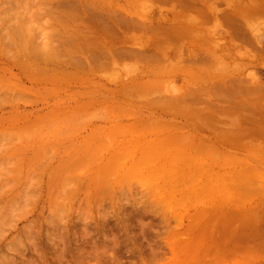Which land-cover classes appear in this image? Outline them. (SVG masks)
Returning a JSON list of instances; mask_svg holds the SVG:
<instances>
[{"label":"rangeland","instance_id":"1","mask_svg":"<svg viewBox=\"0 0 264 264\" xmlns=\"http://www.w3.org/2000/svg\"><path fill=\"white\" fill-rule=\"evenodd\" d=\"M2 1L3 0H0V2ZM169 1L171 0H168V2ZM177 1L175 3V1L172 0L171 2L174 3L171 2L168 3L167 0L166 1L164 0V2L163 0H157V1L155 0V2L154 0L153 1L152 0H114L115 5H113V8L116 11L118 10L120 13L123 11L124 15L129 20L136 19L137 21H140L141 24L139 25H142L141 28L143 30H145V28L147 29L148 27L151 29L153 27L154 29V27H156L155 26L156 24L155 21H156L157 25L162 24L161 28H163L162 30L165 31L164 28L165 27L167 28L169 24L168 22H170L171 26L169 24L170 27L167 30L173 28V30L175 31L180 28L179 31L182 30V32L184 33L183 34L181 32L179 33L178 30L176 33L180 36L185 34L186 38L180 37L181 38L180 39L178 37L179 41L177 40L178 42L177 43L174 42L173 44L172 42L174 38L177 39L178 36L175 33H172L174 31L169 30L170 34L174 37L173 38L170 34H169L170 36L166 37V35L163 34V31H161L162 33L160 35L158 29L156 31H157V35L161 36V38H159L155 34L156 31L154 33L151 31L152 34H155L152 35L151 32L149 31L150 29L145 30L148 33L143 30L142 32H140L138 30V28L141 29L140 26L138 28L137 26H135L136 28H134L135 22L133 21L134 25L132 28L135 31L138 30L140 33L138 32H136L137 34L134 33L135 31L131 28L129 29L131 31H128L127 33L128 35H127L126 34L127 30H125V32L123 30L125 28L124 27L118 29V31L114 33L115 34L114 36H118L119 32H121L119 35V37L120 36L121 37L118 40H116L117 37L115 39L113 36H112L113 39H115L116 41L112 40V37L109 36L111 40L109 37L106 38L104 37L107 40L104 39V41H102L103 38L101 37L100 41L103 42V44H105L106 41L112 43L111 45L109 44L110 46L108 45L109 47L108 46L106 47H108L109 50L111 49L116 50L120 48V50L117 51L118 52L120 51L121 53V51L123 50L124 54L126 52L125 55H128L127 52L129 53V51L132 50L133 51L131 53L133 54L138 53L139 55H141L140 52L141 51L143 52V50H145L147 53L145 51L144 52L147 55L149 54L152 55V53L154 52L155 53V54L153 53L155 55L154 57H151L149 55L147 58V56L144 55L143 53V55H141L142 57L140 56L141 59L137 58L138 54H136L134 56L135 60H133L134 58L132 59L131 57L133 55L129 53L130 56H127L128 61H126L125 57H124L125 60H119V58L123 59L121 58L124 56V54L122 53L123 56L119 54V56L121 57L117 58L119 60L117 62L116 60L112 62L110 59L109 61L108 58H105V62H101V63L103 64L110 62L111 64L109 66L108 63L107 65L109 67L107 66L106 69H103L104 71L101 69L102 65L101 66L99 65L101 69L100 71H98V69H97L98 72L95 71L96 73L94 71L88 73L86 72L84 73L83 71H81L83 72V74L79 70L77 71L76 68L73 69L72 67H70V64L68 63L66 57L67 65L62 64L63 68L60 67L61 64L59 63H57L56 66H54V64L50 65L52 63H49L48 69H50L51 71L54 70V72L57 75L59 74L58 76H60L62 72H65L67 70L69 72L72 71L73 73L72 76L68 74L67 75L68 77L65 78L64 76L66 74L63 73L65 75L62 74L60 76L61 81L60 79L58 81L56 80L57 78H55L49 81L44 80L45 82L44 81L31 82L30 80L24 78L22 80L23 85L21 82L20 84L24 89L31 91L32 97L29 96V100L26 99V101L28 100L31 102L27 103L28 102L27 101L23 103L21 101H18V103L16 102L15 105L14 102H11V104L7 103L5 104V106L0 107V119L2 118L5 120L6 118H8V121L6 120L7 122H5L8 126L2 123L4 121H1L3 125L1 126L0 123V134L1 132H3L2 135L4 136V138H6L7 137L6 134L10 135L11 133V135L9 136L11 137V136H15V134L19 131L20 133L19 135L17 133L16 137L17 135L21 136V139L24 140V141H19L21 143H16L15 145V143H7L10 141L9 139H7L6 142L7 146L8 145L10 146V144L12 145V147L9 148L8 150L17 149L19 151L16 152L14 155H12V157H7L8 155L7 153H5L4 155L0 154V161L2 160L1 162L2 165H0V170L4 169L5 159L7 158L8 160L6 161V163L7 164L12 163L11 166L13 164L15 165V163L17 162V160L15 162H12L13 159L15 158L16 159L18 158L19 162L21 160V159L19 160V158H22V160L24 159L26 161V163L25 161H21L20 163L21 165L19 166L15 165L17 166L16 168L14 165L12 167L8 165L5 167L7 171L9 170V173L11 175L13 174V176L11 175L7 176L6 175L7 172H5L6 173L5 174L4 172L2 173L0 171V177L3 178L4 176L5 178L4 180L0 178V180L2 181V182L0 181V184L2 183L0 185V264H132V263L133 264L134 263L191 264L193 260H194L193 261L194 263L192 262L193 264H195L196 262H197L196 264H198L199 262L201 263V261H199L200 259L197 258L198 257L197 255H196L197 257L195 256L192 259V257L191 258L184 257L186 254L184 253L183 254L184 256L182 255L183 257H181L180 254L183 253L184 248H182L181 251L182 250L183 251L182 252L180 251L181 253H179L180 257L178 256V259L181 258L179 260V263L175 261L177 258L176 259L174 258L173 252L170 249L169 245L167 246L164 245L166 242V240L164 239L166 235L164 230L166 229V227L163 228L164 224L160 222L161 210L159 206H158L159 209L157 208L156 201L153 200L155 199V197L152 198L150 196H147L148 194L147 191L140 189L141 187L139 188L138 184L137 183H136L137 185L135 184V180L132 177L131 179H129V181H131L129 182L130 185H125L128 184V180H127V183L121 185L120 187L117 185H114L113 187L112 185L111 187L108 186L110 187L109 188L110 190L107 189L106 186L105 188L107 190L104 191L103 189V191L101 190L98 192L96 186L93 185L94 180H96L93 178L95 171L92 168H89V164H91L90 162H92L91 159L93 158V156L95 157L93 159L92 162L93 164H91V166L94 167H96V165L102 166L106 163V156L109 158L112 155V153L115 152V147L117 145L125 144L136 136H140V139L143 140L147 139L150 142L158 141V140L161 142V140H163L164 141L163 145L167 144V146L164 145L165 147L161 150L163 152V153L160 152L162 155L168 153L169 157L172 159L173 157L174 159L175 157L180 159L181 156V157H186L188 159L191 158L192 160L195 159V157H197L198 159H201V165H211L213 167L212 171L214 172L213 175L215 178H221L222 176L223 178L225 177V179H227L228 177L231 178L232 182H234L231 183V186H234L233 189L230 186L232 190L229 187L228 190L229 192H227L226 190H222L224 195L228 193L225 195V197L226 198L228 197L227 199L228 200L230 199L231 201L229 202L230 203L229 208L231 210L236 205L233 204L234 202L236 203L237 201H239L237 202V204H242L239 205V207H241L242 209H243V205L245 204L242 201H245V199L243 200V198H245L243 196L244 193L243 191H244V187L246 186L243 187L241 185L243 189L240 188L235 191L234 188L236 186L239 187L240 185L238 184L239 183L238 181H240L241 183L243 178L244 179L243 183L245 181H246L245 183H249L250 182L249 179L253 177L247 176V174L251 175L259 171V173L255 175L253 174L255 178V179L253 178L254 184L253 182H251L252 184L250 183L249 184L254 186L258 182L256 185L258 186L257 187L258 191L260 188H262L260 189L262 191H260L259 193L257 191L258 194L257 193L253 194V196H251V199H249V201L251 202L247 205L245 204L243 210L241 209L243 212L248 214V216H245V218L247 217V220L244 218L245 220L243 219L241 221L243 216L240 219L237 217L234 219L232 217L235 216H230L232 213L230 212L228 214L229 219L223 218V220L221 221L217 220L219 222H223V223L218 222L220 225L222 224L226 225L227 223L225 227L223 225L222 227L219 224H217L216 223L217 221L214 218H212V220L215 223L212 222V224H214L213 228H215V224L216 227L219 225L218 227L219 229H221V232L218 230L219 234L222 233L225 235V232L227 231L226 237L229 243L230 242L234 243L236 241L235 242L236 246L233 245L234 247L233 248L231 246L232 243L229 244L227 242V239L224 237V239H226L224 240V242H227L226 245L227 247H225L226 249L224 248L225 253L226 251L229 252L230 250L232 251V249L234 250L235 248L238 249V247L240 246L239 249H241L242 251L240 250L239 253L241 252L240 254L242 255V257H244V255L245 256L249 255V253L251 254V256H249L250 258L253 256V254H255L254 256H256V259L253 258L254 256L252 257L254 261L252 259L250 260V258H248L247 256L244 257L245 260L244 261L239 254H237L238 256L235 254L238 253L237 250H236L237 252L234 251L235 254L234 256L240 258L239 259L234 258L233 254H231L233 252L232 251L229 252L230 254L226 253L227 257L230 255L227 264L230 263L233 264V262L234 264H264V238H263L264 232H262L264 231V190H263L264 187H262L264 186V108H263L264 107V0H188V2L192 3V4L190 3L192 5V8H194L195 10L200 8L197 11L191 9V6L189 7V4L186 6L185 3L187 0L186 1L177 0ZM3 2L5 3V1ZM182 3L185 4L186 7ZM2 5L0 7V11L3 13L5 5H3L4 7H2ZM244 7L247 9H245ZM202 9L205 12L202 11L201 13L200 11ZM250 9H254L257 13L256 12L254 13V11L252 10L253 11L252 15L254 16L250 17L251 15ZM187 11H189V13ZM12 13L13 12H11V14ZM229 13L231 16L230 15L227 16V14ZM180 14H181L180 18L177 17V15L179 16ZM12 15H15V13ZM16 16H12V18L9 16L10 19L13 20V23L14 21L20 20V18L18 19ZM174 16H176L177 19ZM224 16H226V18ZM5 17L7 18V16ZM13 17H16V20H14ZM161 17H163V19ZM227 17L228 18L231 17V18L228 19ZM172 19H174L175 21L173 22ZM191 19H194L196 23H192L193 20L191 21ZM3 20L0 22V24H2V22L5 21ZM229 20L232 21L231 24L229 23L231 22ZM180 21H182L183 23ZM10 22L7 21V23L6 22L5 23L6 25L8 24L9 26ZM158 22L161 24H159ZM145 24L146 26L144 27L143 25ZM3 27H5L4 24ZM175 27H177V29H175ZM235 27L236 29L234 30ZM69 31H70L69 33L72 32L71 30ZM117 33L118 35H116ZM174 34L176 36H174ZM122 37L123 38L125 37L124 40L122 39ZM156 37L159 40L163 39L162 41L165 40L163 37L166 38L171 37L173 39L172 40L169 39L171 41H167L168 40L167 39L165 43L166 42L169 43L164 44L162 41L161 43L159 42L157 43ZM67 38H69V36ZM126 38H128V40H126ZM80 39H81L80 41L78 39L75 42L81 44L82 38ZM85 39H83L84 42L85 41L87 42V44L85 42L86 44L85 47L82 46L84 45V43H82L81 46L78 44V47H75L74 45H71L70 47L71 48L74 47L75 49L79 48L80 51L79 53H77L78 49L77 50L73 48L72 49L76 51L77 58L83 60L82 65L84 64V62H86L87 65L91 63L92 66H95L92 64V61L94 62V58H93L95 55L94 53L96 52V55L98 56L99 55L98 52L100 51L99 49H95L93 47L89 48L88 45L89 41H87V39L88 40L90 39L89 36L88 37L86 36ZM59 42L60 41H58V44ZM107 42L106 44H108ZM171 43L173 45H170ZM75 44L77 45V43ZM91 44L94 46L93 40ZM137 44L142 46H139ZM113 46L115 48H113ZM81 47H83V49ZM138 47L141 49L140 52ZM8 48H3V49L0 48V53H1L0 61L3 63L0 65V70H7L12 74H20V75L24 74L25 73L24 71H29L27 70L29 68L30 70L31 68H34L33 71L35 69L36 71H38L37 70L38 66H35L32 63H30L31 66L27 69H23L22 66L20 67L16 62L17 60L15 58L14 59L12 58L13 60H16L14 63V61L11 60L10 58L12 56H16L15 55L16 50L18 53L20 50L16 49L14 51V49H12L13 52L15 53L11 54L10 57V54L9 55H7V53L5 54V51ZM135 49L136 50L138 49V51L135 52L136 51ZM12 50L10 51V53H13ZM250 50L252 52H250ZM160 51L162 53H160ZM236 51L237 53H235ZM111 52L113 53V55L115 53L116 55L118 54V52H113V50H111ZM157 54L158 56L163 55V58L165 60L168 59L167 62H165V60L162 57L158 58ZM245 54H247V56ZM18 55L17 56L20 58L21 53H19ZM89 55L91 56L90 60H89L90 58ZM86 56L88 57L86 58ZM143 56L144 59H142ZM129 57L132 60H130ZM198 57L200 58L204 57V58L199 59ZM151 58L154 59L152 60ZM156 58L161 60H157ZM205 58L206 61L202 62V60H204ZM155 59L161 63L163 61L162 64L164 65H159L160 63H158L157 61L152 62ZM137 60H140V63ZM142 60L144 61L146 60V61L143 62ZM147 61L149 63L152 62V65L154 63V65L153 66L149 65ZM197 61H199L198 65H197ZM155 63L157 65H155ZM147 64L150 67L149 66L147 67ZM85 66L86 65H83V67ZM103 66H104L103 68H105L106 65L104 64ZM54 67L56 68L54 69ZM127 67L129 68L131 67L129 71ZM62 69L65 71L60 72ZM77 69H81V68H77ZM156 69L158 70V72L156 71ZM76 73L79 75H77ZM9 75L10 74L5 73L6 77H8ZM74 76H76V78H74ZM84 77L85 78L87 77L85 81L83 79ZM73 78L76 80H74ZM78 78L80 79L79 83H78L79 81ZM71 79H73L74 81L71 82L70 81ZM3 81L6 82L5 80H2L1 81L2 84H4ZM13 81L14 80H9L10 83H12ZM134 83L137 84L140 83L138 84L139 86L141 85L142 88L143 86L145 87L144 89L141 90V87L139 89L138 85L136 84L137 86L136 85L135 86L136 88L138 87L137 89L140 90L139 92V90H137L135 86L133 87ZM129 84L132 85L131 87L135 90H133L132 88L127 90V86L128 88H130ZM149 90L151 91V94L149 92V94L147 95L148 93L147 91ZM196 90L199 93L198 96ZM141 91L147 93L144 94L141 93ZM12 92L15 93L16 95L19 91H16L17 93L15 91ZM136 92H138V96H140L139 95L140 93L144 94L143 98L146 100V102H144V99H142L141 97L140 98L142 99V101H139L140 98L138 99L137 95L135 96ZM189 92L193 94L191 95ZM124 94L127 96H125ZM17 95H19L20 97L19 93ZM88 96L91 98H89ZM189 96L191 98H189ZM192 96L194 97L192 98ZM180 97L182 98L181 102L185 103V101H188V103L192 105L189 104L190 106L188 107L186 106L187 105L186 103L185 105L184 104L181 105V102L177 103L178 102L177 98ZM169 98L175 101L177 105L176 108L174 107L175 103L173 100L170 101L173 102L172 105L174 106L172 107H165L166 105H164V107L162 106L163 104L162 101H167L164 104H168ZM30 99H33L35 101ZM192 102L196 104L193 105ZM152 103L153 105H151ZM160 103H162L161 106ZM207 103L209 104L207 105ZM141 104H143L145 107ZM195 105L197 108L192 107ZM178 106L179 107L181 106L182 108H178ZM198 110L201 111L202 113L201 112L197 113ZM14 114L16 115L18 114V116L15 115L14 117L13 116ZM197 115L199 116V118L197 117ZM208 116L211 117L210 120H212V122L211 121L209 122V120L208 122L205 121V118ZM24 117H26V119H24ZM38 119L40 121H38ZM157 120L160 123H158ZM140 121L142 122L140 123ZM16 122L19 125H17ZM152 123L153 125L156 124V127L155 128L153 127V129H151ZM13 124H15L16 126ZM192 124L194 125L192 126ZM196 126L197 128H199V130H196L197 129ZM211 128L215 130H212ZM5 130L6 132H8V130L12 132L6 133ZM23 131H25L26 133H24ZM24 134L25 136L26 134L27 135L29 134L28 135L30 136L29 139L28 136L26 139ZM232 136H234V138ZM4 138H2V140ZM12 138L14 137H11V139ZM227 139L230 141H228ZM106 142L109 143L107 144ZM0 143H1V139H0ZM6 143L1 144L2 146H4L3 147L4 149L7 147L5 146ZM85 143H87L88 145L87 146L84 145L85 147L81 148ZM71 144L72 147H70ZM98 144H101L102 147L105 149L101 156L95 155V150ZM196 146H198L199 149L198 151L195 152L196 154H192L194 153V150H196ZM169 147L170 148L173 147V149L169 150L170 149ZM203 147L206 148L203 149ZM7 148L4 150L2 149V147H0V149L2 150L0 151L1 152L6 151ZM80 148L81 150H79ZM50 150L52 151L51 155L54 156V157L50 156L51 158L49 157V160L53 162L52 164L49 161H47L48 159L46 160V158L48 157L47 154L49 155V153H51ZM199 151L200 153H198ZM197 153L199 156H196ZM69 154L70 157L73 156L72 158H70L71 160L67 159L69 158ZM17 155L20 156L22 155L24 157H19V156L17 157ZM34 155L35 158H33ZM44 155H46V158ZM40 156L42 157L44 156V159L46 160L45 163L43 161H41L40 163L42 164L43 162L44 164H46L47 167H45L46 168L45 172L49 173L48 177L50 178L47 177L48 174L44 172V169L42 170L43 168L42 165L40 169L42 170L41 173L43 174L38 173L41 170L40 169L38 170V167L36 165L39 163L40 159L43 160V158H40ZM80 157L83 158L85 157V159H88V161L90 160L89 164L85 159L83 158L81 159ZM30 158L31 159L33 158L32 159L33 163L31 165H29L31 162ZM78 158H80V160ZM62 160H64V162H62ZM84 160L88 164V167L87 168L85 167L86 170H84L85 169L84 166L86 165V163H84ZM65 161H69V162L67 163ZM77 161L78 163L76 164ZM120 161L124 162V158L120 159ZM46 162L52 165V167L55 166L56 169L59 170L62 168L63 169L61 171L58 170L59 171L58 172L55 170V167L52 168L48 166ZM27 163L29 165V168L27 167L28 169L26 170ZM60 163L61 164L64 163V164L61 165ZM158 163L159 162H156V164ZM79 165H81V168ZM33 166H35V168L37 167L38 172L37 173L34 172L35 174L31 176V173H33L32 168L34 169ZM158 166L162 168L163 163L160 162ZM144 167H146V165H144ZM22 168L24 172L23 170H21ZM48 168L52 172L55 171L56 173L54 172L53 174L50 175L51 171ZM244 168L247 170H245ZM67 169L69 174L67 172ZM11 170L13 171V173H11ZM25 170L26 171L29 170V172L25 173L26 172ZM79 170L83 173L81 174V176H79L80 174L78 175L79 176L78 181L82 179L83 183L82 181L78 182L75 181V179H72L77 175L76 173H74L72 177L71 175L72 172H77ZM163 170L165 169L162 170L156 169V172L157 173L161 171L163 172ZM181 170L182 173L180 172L179 175L181 176H178L179 177L178 180L180 179L184 180V177L185 179H188L186 178L187 176L188 177L190 176L192 180L193 178L192 173L188 171V174L186 176L185 173H183L184 169ZM248 170H250V173ZM80 171L79 173H81ZM18 172H20L21 174L17 175L16 173ZM24 174L26 175V177ZM37 174H40V176L42 175V177L40 176L36 177ZM205 174L206 173L199 175L205 177L204 176ZM142 175H147V174L145 171H143L141 175L138 177L143 178L144 176ZM30 176L31 178H29ZM198 176L196 179H198V181L201 182V183L199 182L200 185L202 184L204 185L201 186V188L204 191H206V186L210 187L208 186V184H205L207 183L206 181H204L206 178L205 179L203 178L204 179L203 180L202 178H200L201 176H199V178ZM206 177H210L209 179H207V181L210 180L212 182V180H214L213 177L211 176H206ZM238 177L241 180H239ZM38 178L39 180H36ZM32 179H34V183L35 180L37 182L39 181L40 183L34 184L32 182L33 181ZM132 179L134 180L133 183H132L133 181ZM196 179L193 178L194 182H196L195 181ZM12 180L13 181L16 180L18 183H16V181L13 183ZM201 180L205 183H203ZM26 182H29L28 185L26 184ZM31 183L37 186V188L34 187L35 190L34 188H32L33 190L31 189V187H33L31 186L33 185ZM213 189L214 188H209L211 193H213L212 192ZM50 190L53 193H51ZM21 191L23 192L21 193ZM69 191L72 192V194H70ZM143 191H145V195L143 194L144 193ZM246 191L247 189L245 190V193L248 192ZM96 192L98 193L102 192V194L103 193L104 194L102 195L97 193L99 196H96L95 194ZM21 194L22 195L24 194L23 195L24 198L22 197ZM34 195H36V197ZM240 195H242L243 197L241 198ZM178 197L179 195H176V199ZM149 198L151 201L148 200ZM134 199H136L137 201L140 200L139 203L135 202L136 204L134 205ZM141 201L142 203L140 204ZM145 201L146 202L148 201L147 202L148 204H146ZM152 204H155V208L154 206H152ZM190 207L189 208L186 207L187 214L185 217H183L184 219L182 222L183 223L182 226H186L189 223L188 218L186 217L194 213V209ZM175 209L178 208L176 207ZM179 211L180 210L178 209L175 212L181 213ZM123 215H125V217H122ZM123 218H125V220H123ZM236 219L240 221H237ZM232 222L233 224H231ZM241 222L242 223L244 222L245 225L246 224L248 225L247 228H249L248 229L249 232L246 229H242L244 231L240 230L241 227L238 225H241L242 224ZM173 223L174 222L172 220V223L170 222L169 226H171ZM125 224H127L126 225L127 228H124ZM234 226L237 228L236 232L237 233L239 232L238 234H240V231L242 233L245 232L243 234V237H240L237 233H234V236L236 238L232 236L230 232L232 228L236 229ZM238 227L240 228L239 229L240 231H238ZM245 227L246 226H244V228ZM125 229L127 230L126 235H124ZM151 229L153 230L151 231ZM222 230L224 233L222 232ZM246 231L248 232L249 235L246 234ZM207 232L204 233L205 237L203 236L204 237L203 240L201 239L202 235L200 236L201 240L199 239L198 233L197 234L194 233L195 235L194 238L193 236L191 237L193 238V240H197L198 243L202 241V243L200 244H203L204 247H206L205 245L208 244V246L211 245L210 247L212 249V243L213 246L216 245L214 244V242L211 243V241L214 239H215L214 240L215 243L218 242L217 244L218 248H221V245L222 247H224L223 239L221 238L218 239L219 237L215 238L216 236H214L217 235L218 232L217 234L216 233L214 234L215 231H213V233L211 231L210 233H212L211 234L212 237H208L209 232L208 233ZM235 234H237L239 237L236 236ZM127 235L128 238H126ZM244 235H247V238L246 237L244 238ZM116 237H118L120 240L119 241L117 239L119 245L116 244V240H115ZM237 237L240 239V243L239 240H236ZM113 238L115 241L112 240ZM207 238L209 239L207 240L208 243H206ZM231 238H233V240H231ZM113 241L115 242V244L114 243L112 244ZM197 242L195 241V244L200 245ZM204 242L206 244H204ZM149 243L151 244V246H149ZM189 244H191V241L189 242ZM103 245L104 247L106 246L108 248L106 250L107 251L106 254L101 252V250L103 249L105 250L104 247L103 249H101ZM237 245L239 246L237 247ZM96 246H98V248H96ZM248 247L250 248L249 250L252 251L246 253V251H249ZM153 249L156 251L154 252L155 254L153 252L151 253ZM243 250H245V252ZM162 257L163 260L165 259L164 261H161ZM209 257L211 256H207V258H205L204 260L206 264L207 263L211 264L210 260L212 257L211 258Z\"/></svg>","mask_w":264,"mask_h":264},{"label":"bare ground","instance_id":"2","mask_svg":"<svg viewBox=\"0 0 264 264\" xmlns=\"http://www.w3.org/2000/svg\"><path fill=\"white\" fill-rule=\"evenodd\" d=\"M3 1H5V3L3 2ZM2 2H0V4L2 5L3 3V5H5V8H4V10H3V13L0 11V18L2 19L3 17L5 18H3L2 20L4 21V22H2V24H0V48L1 49H3V48H10L11 50L12 49H14V51L16 50V49H18V50H20L19 51V53H21V56H20V58L18 57L19 55V53L17 52V50H16V56H12L11 57V54H14L15 52H13V50H12V52L13 53H10V49L8 48L6 51H5V54L7 53V55H9L10 54V59L11 60H13L14 58L17 60H13L14 61V63H15V61L17 62V64L21 67H23V69H27V68H29L31 65H30V63H32V64H34L35 66H38V71H36V69L33 71V69L34 68H31V70H30V68L29 69H27V70H29V71H24L25 73L24 74H22V75H20V74H12V73H10L9 71H7V70H0V107H3V106H5V104H7V103H9V104H11V102H14V105H15V103L17 102L18 103V101H21V102H27L28 100H29V96H31L32 97V94H31V91H28L27 89H24L22 86H21V84H20V82L22 83V80L25 78V79H27V80H30L31 82H33V81H44V80H47V81H49V80H53V79H55V78H57L56 80H58L59 81V79H60V81H61V75L63 74V73H65V74H63V75H65L64 77L66 78V77H68L67 75L69 74V75H73V73H72V71H71V68H70V71L71 72H69L67 69V71H65V70H61L60 72H62V71H65V72H62L61 74H60V76H58L55 72H54V70L53 71H51L50 69H48L49 67H48V64L49 63H52V64H50V65H53L54 64V66H56V64L57 63H59V64H61L60 65V67H62V64L64 65V64H66L67 65V60H68V63L70 64V67H72L73 69H75L76 68V70L78 71H83L84 73L86 72V73H88V72H98V71H100L101 69L103 70V69H106L107 68V64L109 63V66H110V62H108V63H101V62H105V58H108V60L110 59L112 62L113 61H115L116 60V62L117 61H119V60H125L126 59V61H128L127 60V56H130L129 55V53H131L132 51H129V53L127 52V54L128 55H125L126 54V52H125V54L123 53L124 51L122 50L121 51V53H120V51L118 52L117 50H120V48L119 49H111V50H113V52H118V54L116 55V53L113 55V53L111 52V50H109L108 49V47L112 44V43H109V42H107L108 44H106V42H105V44H103V42H101L100 41V38L102 37L103 39H102V41H104V39L106 38V37H114L115 39H116V37H117V39L116 40H118L120 37H119V35H120V33L121 32H119V35H118V33L116 34V35H118V36H114L115 34L114 33H116V31H118V29H121V28H124L123 30H124V32H125V30H127L126 31V34L128 33V31H131V30H129V29H131L132 27H133V25H134V22H135V25H134V28H136L135 26H137V28L140 26V28L142 27V25H139V24H141L140 23V21H137L136 19H134V20H129L125 15H124V12L122 11L121 13L117 10H115L114 8H113V5H115V2H114V0H8V1H6V0H3ZM153 1V0H152ZM157 1V0H156ZM166 1V0H165ZM172 1V0H171ZM171 1H169V2H171ZM175 1V3H176V1L177 0H174ZM180 1V0H179ZM183 1V0H182ZM186 1V0H185ZM184 1V2H185ZM121 2V1H120ZM154 2H155V0H154ZM158 2H160V1H158ZM162 2V1H161ZM163 2H164V0H163ZM167 2H168V0H167ZM168 2V3H169ZM171 3H174V2H171ZM170 3V4H171ZM177 3H178V1H177ZM181 3V2H180ZM191 2H188V0L186 1V6L189 4V7L191 6V9H194V8H192V3L190 4ZM183 4V3H182ZM185 4H183L184 6H185ZM1 5H0V7H1ZM2 5V7H4ZM142 5H144V4H142ZM175 5V4H174ZM239 5H241V4H239ZM146 6V5H145ZM148 6V5H147ZM182 6V5H181ZM185 6V7H186ZM194 6H197V5H194ZM193 6V7H194ZM173 7V6H172ZM195 8H198V7H195ZM238 8H240V7H238ZM245 8V7H244ZM146 9V8H145ZM150 9V8H149ZM200 9V8H199ZM199 9H197V10H199ZM245 9H247V8H245ZM151 10V9H150ZM195 10V9H194ZM197 10H195V11H197ZM243 10V9H242ZM254 11V13L256 12L254 9H250V13H251V15H250V17L251 16H254V15H252L253 14V11ZM16 11V12H15ZM191 11V10H190ZM202 11H203V9L200 11L201 13H202ZM245 11V10H244ZM11 12H13L12 14H14L15 13V15H12L11 14ZM188 13H189V11H187ZM203 12H205V11H203ZM237 12V11H236ZM243 12V11H242ZM174 13H176V12H174ZM199 13V12H198ZM257 13V12H256ZM6 14V15H5ZM12 18V16H16L18 19L20 18V20L19 21H14V23H13V20H11L10 19V17L8 16V15ZM187 14V13H186ZM200 14V13H199ZM199 14H198V16H199ZM2 15V16H1ZM3 15H5V16H7V18L5 17V16H3ZM12 15V16H11ZM20 15V16H19ZM190 15V14H189ZM196 15V14H195ZM202 15H205V14H202ZM213 15H214V12H213ZM228 15H230V13L229 14H227V16ZM19 16V17H18ZM180 16H181V14L178 16L177 15V17H179L180 18ZM216 16V15H215ZM231 16V15H230ZM244 16V15H243ZM16 17H13V19L14 20H16ZM176 19H177V17L176 16H174ZM186 17V16H185ZM225 18H226V16H224ZM233 17V16H232ZM236 17V16H235ZM247 17V16H246ZM154 18V17H153ZM158 18V17H157ZM162 19H163V17H161ZM167 18V17H166ZM224 18V19H225ZM228 18V17H227ZM231 17H229L228 19H230ZM234 18V17H233ZM0 19V20H1ZM17 19V20H18ZM1 20V21H2ZM8 22H10V21H12V22H10L9 24V26H8V24L6 25V23H7V21ZM157 20V19H156ZM173 20V22L175 21L174 19H172ZM193 20V22L192 23H196L195 22V20L194 19H191V21ZM0 21V22H1ZM134 21V22H133ZM158 21V20H157ZM228 21V20H227ZM229 21H231V20H229ZM6 22V23H5ZM133 22V23H132ZM180 22H182V21H180ZM14 25H13V24ZM137 23V24H136ZM156 23V24H155ZM155 26L156 27H154V29H153V27H152V29L151 28H145V30H149L150 32L152 31L153 33L156 31V30H158V32L160 33V35H161V31H163L162 29L163 28H161V23H159V24H161V25H157V22L155 21ZM169 24H170V22H168ZM183 23V22H182ZM202 23V22H201ZM218 23V22H217ZM230 24L232 23V21L231 22H229ZM3 24L5 25V27H3ZM12 24V25H11ZM169 24H168V27L165 29L164 28V30L165 31H163V34H165L166 35V37L167 36H170L171 34H170V31L169 30H172V31H174L173 30V28H170L169 30H167L170 26H171V24H170V26H169ZM199 24V23H198ZM229 24V25H230ZM144 27L146 26V24L145 25H143ZM160 27V28H158V27ZM174 26V25H173ZM172 26V27H173ZM163 27V26H162ZM232 27H234V26H232ZM4 28V29H3ZM133 29V28H132ZM175 29H177V27H175ZM236 29V27L234 28V30ZM69 30H71L72 32L71 33H69L70 31ZM134 30V29H133ZM138 30L140 31V32H142V28L141 29H139L138 28ZM138 30H134L135 32L134 33H136V32H138V33H140ZM145 30H143V31H145ZM169 32H167V31ZM178 30V32L180 33H184V32H182V30L181 31H179L180 30V28L179 29H177ZM177 30H175L174 32H172V33H175L176 35H178L176 32H177ZM193 30V29H192ZM120 31V30H119ZM197 31V30H196ZM196 31H194V32H196ZM230 31V30H229ZM145 32H147V31H145ZM152 32H151V34H152ZM247 32H248V30H247ZM129 33H131V32H129ZM148 33V32H147ZM167 33V34H166ZM242 33V32H241ZM124 34V33H123ZM137 34V33H136ZM155 34H156V36H158L157 35V31L155 32ZM155 34H152V35H155ZM163 34H162V36H163ZM170 34V35H169ZM174 34V36H176ZM239 34V33H238ZM128 35V34H127ZM243 35V34H242ZM69 36V38H67ZM88 37L89 36V40L87 39V41H89L88 43V45H89V48L91 47H93V48H95V49H99V51L101 52H98L99 53V55L97 56L96 55V52L95 51H93V52H95L94 54L96 55H94V62L92 61V64L93 65H97L96 67L95 66H92L91 65V63H89V65H87L86 64V62H84V64L83 65H86L85 67H83V65H82V62H83V60H81V59H79V58H77V55H76V51H74L73 49H75L74 47H70L71 45H74L75 47H78V42H75L76 40H78L79 39V41L81 40L80 38H82V42H81V44H79L80 46L82 45V43H84V45H82L83 47H85V45L87 44V42H86V44H85V42H84V40L83 39H85V37ZM122 36H124V35H122ZM172 36V35H171ZM234 36V35H233ZM105 37V38H104ZM109 37V38H110ZM113 37H112V40H115V39H113ZM159 38H161V36H158ZM166 37H163L165 40L164 41H162L163 39H161V40H159L157 37V43L159 42V43H161V41L164 43V44H168L167 42L165 43V41L167 40V41H171L173 38H166ZM180 37H185L186 38V36H185V34L184 35H182V36H180V35H178L177 36V39H175L174 38V40H173V44H174V42L175 43H177L179 40V38ZM125 38V37H124ZM124 38L122 37V39L124 40ZM121 39V40H122ZM169 39H171V40H169ZM181 39V38H180ZM210 39V38H209ZM236 39H238V38H236ZM86 40V39H85ZM90 40H91V42H92V40H93V43H94V46L91 44V42H90ZM105 40H107V39H105ZM110 40H111V38H110ZM115 40V41H116ZM126 40H128V38H126ZM144 40V39H143ZM159 40V41H158ZM176 40V41H175ZM178 40V41H177ZM58 41H60L59 42V44H58ZM240 41V40H239ZM55 42V43H54ZM182 42H183V40H182ZM235 42V41H234ZM57 43V44H56ZM75 43H77V45L75 44ZM114 43V42H113ZM143 43V42H142ZM141 43V44H142ZM170 44V45H173V44ZM110 44V45H109ZM155 44V43H154ZM57 45H59V46H57ZM91 45V46H90ZM109 45V46H108ZM137 45H139V44H137ZM243 45V44H242ZM106 46H108V47H106ZM139 46H142V45H139ZM256 46V45H255ZM254 46V47H255ZM12 47V48H11ZM83 47H81L82 49H83ZM113 48H115L114 46H113ZM226 48V47H225ZM78 49V51H77V53H79L80 51H79V48H76L75 50H77ZM87 49V48H86ZM138 49H139V52H140V48L138 47ZM138 49L135 51V52H137L138 51ZM227 49V48H226ZM249 49V48H248ZM256 49V48H255ZM257 49H258V47H257ZM94 50V49H93ZM159 50V49H158ZM157 50V51H158ZM240 50V49H239ZM84 51H85V49H84ZM90 51H91V49H90ZM89 51V52H90ZM145 50H143V52L141 51L140 52V54L141 55H143V53H144V55H146L147 56V58H148V56L150 55L149 53V55H147V54H145V52H144ZM151 51V50H150ZM149 51V52H150ZM9 52V53H8ZM250 52H252L251 50H250ZM18 53V54H17ZM83 53V52H82ZM86 53V52H85ZM91 53V52H90ZM122 53L124 54V56L122 55ZM147 53V52H146ZM154 53V52H153ZM152 53V55H150L151 57H154L155 55V53L153 54ZM160 53H162L161 51H160ZM235 53H237V51L235 52ZM255 53V52H254ZM1 54V53H0ZM89 54V53H88ZM92 54V53H91ZM119 54L120 55H122L123 57H121V56H119ZM133 56H131L132 57V59L133 60H135V55L136 54H138V53H131ZM164 54V53H163ZM223 54V53H222ZM6 55V56H7ZM81 55V54H80ZM86 55V54H85ZM141 55H139L138 54V57L137 58H139V59H141ZM159 55H161V54H159ZM167 55V54H166ZM226 55V54H225ZM230 55V54H229ZM237 55V54H236ZM241 55V54H240ZM246 56H247V54H245ZM244 55V56H245ZM258 55H260V54H258ZM90 56V55H89ZM141 56V57H140ZM145 56V57H146ZM157 56H158V54H157ZM66 57H67V60H66ZM83 57V56H82ZM85 57V56H84ZM88 56H86V58H87ZM119 57H121V58H123V59H120ZM124 57H125V59H124ZM159 57H162L163 58V55H161V56H158V58ZM165 57V56H164ZM251 57V56H250ZM262 57H263V55H262ZM261 57V58H262ZM13 58V59H12ZM117 58H119V60L117 59ZM130 58V57H129ZM166 58V57H165ZM192 58V57H191ZM199 59H203L204 57H202V58H200V57H198ZM252 58V57H251ZM65 59V60H64ZM91 59V56H90V58H89V60ZM131 58H130V60H132ZM142 59H144V56H143V58ZM152 60L154 59V58H151ZM157 59V58H156ZM154 60V61H152V62H155V61H157V60H161V59H157V60ZM164 59V58H163ZM181 59V58H180ZM88 60V61H89ZM104 60V61H103ZM107 60V59H106ZM109 60V61H110ZM129 60V61H130ZM165 60V59H164ZM168 60V59H167ZM167 60H165V62H167ZM194 60V59H193ZM198 60V59H197ZM137 61H139V63H140V60H137ZM143 62H145L144 60H142ZM149 61V60H148ZM147 61V62H148ZM151 61V60H150ZM191 61V60H190ZM201 61V60H200ZM203 61H206V58L204 59V60H202V62ZM231 61V60H230ZM19 62V63H18ZM90 62V61H89ZM98 62H100V63H98ZM134 62V61H133ZM152 62L151 63H149L148 62V64L149 65H152ZM158 62V61H157ZM156 62V63H157ZM208 62H209V60H208ZM216 62V61H215ZM20 63H21V65H20ZM96 63H98V64H96ZM155 63V65H157L158 63H160L159 65H164V64H162L163 63V61H162V63L161 62H158L157 64ZM188 63H190V62H188ZM198 63H199V61H197V65H198ZM1 64H3L1 61H0V65ZM58 64V65H59ZM68 64V65H69ZM106 65L105 66V68H103L104 66L103 65ZM144 64V63H143ZM147 64V67L149 66ZM185 64V63H184ZM206 64V63H205ZM99 65L101 66V69H100V67H99ZM134 65V64H133ZM153 65H154V63H153ZM152 65V66H153ZM191 65V64H190ZM196 65V64H195ZM207 65V64H206ZM91 66V67H90ZM108 66V67H109ZM168 66V65H167ZM188 66V65H187ZM210 66V65H209ZM53 67V66H52ZM51 67V68H52ZM58 67V66H57ZM69 67V66H68ZM98 67V68H97ZM150 67V66H149ZM169 67V66H168ZM219 67V66H218ZM56 67H54V69H55ZM63 68V67H62ZM67 68V67H66ZM77 68H81V69H77ZM131 68V67H130ZM130 68L129 67H127V69H128V71L130 70ZM167 68V67H166ZM53 69V68H52ZM58 69V68H57ZM97 69H98V71H97ZM133 69V68H132ZM214 69H216V68H214ZM226 69V68H225ZM134 70V69H133ZM230 70V69H229ZM228 70V71H229ZM104 71V70H103ZM144 71V70H143ZM156 71L158 72V70L156 69ZM231 71V70H230ZM60 72H58V73H60ZM68 72V73H67ZM83 72H81L82 74H83ZM95 72V73H96ZM226 72V71H225ZM5 73H8V74H10L8 77H6L5 76ZM70 73H72V74H70ZM126 73H128V72H126ZM235 73V72H234ZM77 74V73H76ZM143 74V73H142ZM141 74V75H142ZM77 75H79V74H77ZM140 75V76H141ZM74 78H76V76H74ZM73 78V79H74ZM150 78V77H149ZM156 78V77H155ZM71 79L70 81L71 82H73L74 80H76V79ZM79 79V78H78ZM84 79V81L87 79V77L85 78H83ZM82 79V80H83ZM108 79V78H107ZM152 79H153V77H152ZM2 80H5L6 82H4V84H2L1 83V81ZM8 80V81H7ZM9 80H14L12 83H10L9 82ZM78 81V80H77ZM76 81V82H77ZM199 81V80H198ZM45 82V81H44ZM64 82V81H63ZM80 82V79H79V81H78V83ZM141 82H142V80H141ZM228 82V81H227ZM234 82V81H233ZM229 83V82H228ZM244 83V82H243ZM137 83H134L133 84V87L136 85ZM138 84H140V83H138ZM137 84V85H138ZM22 85H23V83H22ZM31 85H34V84H31ZM39 85V84H38ZM130 85V84H129ZM136 85V86H137ZM144 85V84H143ZM241 85V84H240ZM245 85V84H244ZM247 85V84H246ZM57 86V85H56ZM58 86H60V85H58ZM132 85H130V88H128V86H127V90L128 89H131L132 87H131ZM136 86H135V88H136ZM35 87V86H34ZM40 87H42V86H40ZM138 87H139V89H140V87H141V85L139 86L138 85ZM137 87V88H138ZM144 87L145 86H143V88L141 87V90L142 89H144ZM17 88H18V90H17ZM123 88H125V87H123ZM136 88V89H137ZM236 88V87H235ZM247 88V87H246ZM133 89V88H132ZM139 89H137V90H139ZM126 90V91H127ZM133 90H135V89H133ZM228 90V89H227ZM231 90V89H230ZM10 91V92H9ZM12 91H19L18 93L20 94V97H19V95H15V93H13ZM144 91H146V90H144ZM204 91V90H203ZM106 92V91H105ZM128 92V91H127ZM139 92H140V90H139ZM148 92V93H147ZM146 93H147V95L149 94V92H150V94H151V91L149 90V91H147ZM194 92V91H193ZM196 92H197V90H196ZM222 92V91H221ZM126 93V92H125ZM132 93V92H131ZM134 93V92H133ZM141 93H144V94H146L145 92H143V91H141ZM139 94L140 96H138V92H136V94H135V96L137 95V98L139 99L140 97L142 98V99H144L143 98V96H144V94ZM190 93V92H189ZM188 93V94H189ZM250 93V92H249ZM128 94V93H127ZM191 94V93H190ZM189 94V95H190ZM193 94V93H192ZM191 94V95H192ZM198 92H197V96H198ZM202 94V93H201ZM114 95V94H113ZM125 95V94H124ZM142 95V96H141ZM153 95V94H152ZM151 95V96H152ZM190 95V96H191ZM125 96H127V95H125ZM129 96V95H128ZM186 96V95H185ZM189 96V98H191ZM214 96V95H213ZM221 96V95H220ZM16 97H17V99H16ZM30 97V98H31ZM89 97V96H88ZM95 97H97V96H95ZM153 97V96H152ZM163 97V96H162ZM194 96H192V98H193ZM89 98H91V97H89ZM136 98V99H137ZM140 98V99H141ZM165 98V97H164ZM200 98V97H199ZM216 98V97H215ZM223 98V97H222ZM16 99V100H15ZM26 99H28L27 101H26ZM135 99V100H136ZM139 99V101H142V99L140 100ZM167 99V98H166ZM178 99V102L177 103H179V102H181L182 100V98L180 97V98H177ZM177 99H176V101H177ZM179 99H180V101H179ZM30 100H33V99H30ZM170 100H173V99H168V104H164L165 102H167V101H162V100H160V101H162L163 102V104L162 103H160V106H161V104H162V106L164 107V105H166L165 107H172V106H174L175 108H176V103H175V101H174V105H172L173 104V102L172 101H170ZM226 100V99H225ZM33 101H35V100H33ZM38 101V100H37ZM138 101V100H137ZM153 101V100H152ZM184 101H185V99H184ZM192 101V100H191ZM205 101V100H204ZM252 101V100H251ZM31 101H28L27 103H30ZM144 102H146V100L144 99ZM154 102V101H153ZM196 102V101H195ZM259 102V101H258ZM20 103V102H19ZM22 103V104H23ZM151 103V102H150ZM156 103V102H155ZM185 103L187 104L186 106H190V105H192V104H190V103H188V101H185ZM185 103H183V102H181V105H185ZM193 103V102H192ZM224 103V102H223ZM228 103H230V102H228ZM8 104V105H9ZM190 104V105H189ZM194 104H196V103H193V105ZM209 103H207V105H208ZM25 105V104H24ZM130 105V104H129ZM141 105H143V104H141ZM151 105H153V103L151 104ZM168 105H170V106H168ZM206 105V106H207ZM256 105V104H255ZM10 106V105H9ZM144 106V105H143ZM147 106V105H146ZM56 107V106H55ZM145 107V106H144ZM187 107V108H188ZM193 108L194 107H196V105L195 106H192ZM236 107V106H235ZM84 108V107H83ZM140 108V107H139ZM178 108H182L181 106L179 107L178 106ZM191 108V107H190ZM190 108H189V110H190ZM197 108V107H196ZM264 108V107H263ZM235 109V108H234ZM239 109V108H238ZM148 110V109H147ZM187 110V109H186ZM122 111V110H121ZM176 111V110H175ZM183 111V110H182ZM199 111V110H198ZM197 111V113H200L201 111H199L198 112ZM222 111V110H221ZM58 112V111H57ZM56 112V113H57ZM61 112H62V110H61ZM63 112H64V110H63ZM178 112V111H177ZM193 112V111H192ZM191 112V113H192ZM195 112V111H194ZM236 112V111H235ZM243 112V111H242ZM55 113V112H54ZM190 113V114H191ZM202 113V112H201ZM223 113V112H222ZM234 113V112H233ZM251 113V112H250ZM135 114V113H134ZM180 114V113H179ZM195 114V113H194ZM235 114V113H234ZM233 114V115H234ZM15 115L16 114H14L13 116L15 117ZM181 115V114H180ZM199 115V114H198ZM197 115V117L199 118V116ZM206 115V114H205ZM209 115V114H208ZM211 115V114H210ZM228 115V114H227ZM237 115V114H236ZM16 116H18V114L16 115ZM32 116V115H31ZM30 116V117H31ZM80 116H81V114H80ZM148 116V115H147ZM193 116V115H192ZM191 116V117H192ZM12 117V116H11ZM78 117V116H77ZM138 117V116H137ZM34 118V117H33ZM36 118V117H35ZM170 118V117H169ZM205 118V117H204ZM14 119V118H13ZM24 119H26V117H24ZM29 119V118H28ZM211 119V117L210 116H208V117H206L205 118V121H207L208 122V120H209V122L211 121L212 122V120H210ZM8 121V118H6L5 120L4 119H0V123H1V121H4V122H2L3 124H6L5 122H7ZM21 120V119H20ZM19 120V121H20ZM124 120V119H123ZM190 120V119H189ZM261 120V119H260ZM10 121V120H9ZM33 121V120H32ZM32 121H30V122H32ZM35 121V120H34ZM38 121H40L39 119H38ZM158 121V120H157ZM162 121V120H161ZM168 121V120H167ZM204 121V122H205ZM142 121H140V123H141ZM163 122V121H162ZM1 123V126L3 125ZM77 123V122H76ZM158 123H160L159 121H158ZM165 123V122H164ZM194 123V122H193ZM196 123H198V122H196ZM16 124H17V122H16ZM137 124V123H136ZM168 124V123H167ZM195 124V123H194ZM194 124H192V126L194 125ZM7 125V124H6ZM10 125H12V124H10ZM13 125H15V124H13ZM17 125H19V124H17ZM152 125V126H151ZM150 126H151V129H153V127L155 128L156 127V124L155 125H153V123L151 124ZM200 125H201V123H200ZM206 125V124H205ZM213 125V124H212ZM223 125V124H222ZM8 126V125H7ZM16 126V125H15ZM157 126H159V125H157ZM163 126V125H162ZM199 126V125H198ZM215 126V125H214ZM10 127V126H9ZM161 127V126H160ZM174 127H175V125H174ZM212 127V126H211ZM194 128V127H193ZM196 128H197V126H196ZM195 128V129H196ZM130 129V128H129ZM166 129V128H165ZM184 129V128H183ZM202 129V128H201ZM209 129V128H208ZM212 130H215V129H213V128H211ZM210 129V130H211ZM139 130V129H138ZM196 130H199V128H197ZM120 131V130H119ZM170 131V130H169ZM251 131V130H250ZM5 132H6V130H5ZM8 132H12V131H10V130H8ZM8 132H6V133H8ZM24 133H26L25 131H23ZM159 132V131H158ZM157 132V133H158ZM227 132V131H226ZM233 132V131H232ZM232 132H230V133H232ZM2 133L3 132H1V134H0V139H1V143H0V147H2V149H4L3 147L4 146H2L1 144H4V143H6L7 142V139H9L8 141L9 142H7V143H15V145H16V143H21V142H19V141H24V140H22L21 139V136H18L19 135V131L17 132L18 133V135H17V137H16V134H15V136H11V137H14V138H12L11 139V137H9L10 135H11V133H10V135H7L6 133V136L7 137H9V138H4V136L2 135ZM29 133V132H28ZM117 133H119V132H117ZM160 133V132H159ZM167 133H168V131H167ZM178 133V132H177ZM182 133V132H181ZM229 133V132H228ZM97 134V133H96ZM184 134V133H183ZM222 134V133H221ZM238 134V133H237ZM248 134V133H247ZM256 134V133H255ZM29 135V134H28ZM27 134H26V136H25V134H24V136L26 137V139H27V136H28ZM95 135V134H94ZM156 135V134H155ZM154 135V136H155ZM218 135H220V134H218ZM229 135V134H228ZM242 135V134H241ZM254 135V134H253ZM65 136V135H64ZM157 136V135H156ZM230 136V135H229ZM240 136V135H239ZM243 136V135H242ZM245 136V135H244ZM16 137V138H15ZM29 137L30 136H28V139H29ZM34 137V136H33ZM118 137V136H117ZM159 137V136H158ZM233 138H234V136H232ZM2 138H4L3 140H2ZM166 138V137H165ZM231 138V137H230ZM16 139V140H15ZM18 139V140H17ZM25 139V140H26ZM97 139V138H96ZM181 139H182V137H181ZM238 139V138H237ZM243 139V138H242ZM6 140V141H5ZM14 140V141H13ZM125 140V139H124ZM228 140V139H227ZM5 141V142H4ZM16 141H18V142H16ZM62 141V140H61ZM74 141V140H73ZM228 141H230V140H228ZM235 141V140H234ZM239 141V140H238ZM240 141H241V139H240ZM2 142H4V143H2ZM163 140H161V142L158 140V141H153V142H150L149 140H147V139H140V136H136V137H133L129 142H127V143H125V144H121V145H117L116 147H115V152H113L112 153V155L108 158L107 156H106V163L104 164V165H102V166H98V165H96V167H94V166H91V164H93L92 162H93V159H94V157L95 156H93V158L91 159L92 160V162H90V160L88 161V159H85V157L83 158V157H80L81 159L83 158V159H85L86 161H87V163L89 164V162L91 163V164H89V168H92L94 171H95V173H94V175H93V178L94 179H96V180H94V182H93V185H95L96 186V188H97V191L99 192V191H103V189H104V191L105 190H107V189H109L110 187H111V185H112V187L114 186V185H117V186H121V185H123V184H125V183H127V180H128V184H125V185H130V183L129 182H131V181H129V179H131V177L135 180V184L137 183L138 184V187L140 188V189H143V190H145V191H147V196H150V197H152V198H154L155 197V199H153V200H155L156 201V206H157V208L159 209V207H160V222L161 223H163L164 224V226H163V228H165L166 227V229L164 230L165 231V233H166V235H165V237H164V239L166 240V242H165V244L164 245H169V247H170V249L172 250V252H173V255H174V258L176 259L175 261L176 262H178L179 263V260L181 259H178V256L180 257V255H181V257H183L184 255V253H186L185 254V256L184 257H189V258H191L192 257V259L196 256L197 258H199L200 260L199 261H201V263L199 262L198 264H202V263H204V264H206L205 263V258H207V256H211V257H209V258H211V264H227L228 263V260H229V256L227 257V255H226V253H228V254H230L229 252H232L231 254H233V256L236 254H239L241 257H242V255L239 253V251L241 250V249H239V245H237V247H238V249L237 248H235L234 250L232 249V247H233V245L234 246H236V241L234 242V243H232V242H230V243H232V247H231V249H232V251L230 250H228L229 252H227L226 251V253L224 252V250L226 249L225 247H227L226 245H227V242L229 243V241H228V239H227V237H226V232H225V235L224 234H222V233H220L221 235H222V237H221V235L219 234V232H218V230L221 232V229H219V223H223V222H219V221H221V220H223V218H227V219H229V213L230 212H232L231 213V215L230 216H235V217H232V218H241L242 216V219H241V221L245 218V216H248V214L247 213H245V212H243L242 210L244 209V206H245V204L247 205V204H249L251 201H249V199H251V196H253V194H256L257 193V191H258V186H256L257 185V183L253 186V185H250V184H252L251 182H253V180L255 179L254 178V175L255 174H257V173H259V171H257V173L255 172V173H253V174H251V175H248L247 174V176H252L253 178H251V179H249L250 180V184L249 183H243V178H242V182L240 183V181H238L239 183L238 184H240L239 185V187L238 186H236L234 189H235V191L236 190H238V189H240V188H242V186L244 187V186H246V187H244V193H243V196L245 197V198H243V200L245 199V201H242V200H240V201H242L243 203H245L244 205H243V209L241 208V207H239V205H242V204H237V202H239V201H237L236 203L234 202L233 204H236V205H238V206H236L235 205V207L231 210L230 208H229V202H231L230 201V199L228 200L226 197H225V195L226 194H228V193H226L225 195H224V193H223V191L222 190H226L227 192H229L228 190H229V187L231 186V183H234V182H232V180H231V178H229L228 176H226V177H228L227 179H225V177L223 178V176L221 177V178H215L214 177V175H213V171H212V166L211 165H201V159H198L197 157H195V159H192L191 160V158L190 159H188V158H186V157H181L180 156V159H178L177 157H175V159H174V157H173V159L172 158H170L169 157V154L167 153V154H164V155H162L160 152H162L161 150L165 147L164 145H166L167 146V144H164L163 145ZM188 142V141H187ZM186 142V143H187ZM232 142H233V140H232ZM237 142V141H236ZM243 142V141H242ZM7 143L5 144V146H7ZM24 143H26V142H24ZM107 143V142H106ZM109 143V142H108ZM107 143V144H108ZM200 143H202V142H200ZM229 143V142H228ZM96 144V143H95ZM235 144V143H234ZM238 144V143H237ZM244 144V143H243ZM87 146L88 144L87 143H85V144H83V146L81 147V148H84L85 146ZM91 145V144H90ZM123 145V146H122ZM195 145V144H194ZM245 145V144H244ZM14 146V145H13ZM8 147V148H7ZM6 148H7V150L6 151H3V152H1L0 154H5V153H7L8 155H7V157H12V155H14L16 152H18L19 150H17V149H14V150H8L9 148H11L12 147V145L10 144V146L8 145ZM70 147H72V144L70 145ZM70 147H69V149H70ZM200 147V146H199ZM207 147V146H206ZM206 147H203V149L204 148H206ZM258 147V146H257ZM5 148V149H6ZM81 148L79 149V150H81ZM170 148V147H169ZM168 148V149H169ZM4 149V150H5ZM34 149V148H33ZM166 149V148H165ZM171 149H173V147L172 148H170L169 150H171ZM198 146H196V150H194V153H192V154H196L195 152L196 151H198ZM93 150V149H92ZM91 150V151H92ZM104 148L102 147V145L101 144H98L97 145V148H96V150H95V155H97V156H101L102 155V153L104 152ZM185 150V149H184ZM205 150H207V149H205ZM51 151V150H50ZM57 151V150H56ZM69 151V150H68ZM71 151V150H70ZM175 151V150H174ZM186 151V150H185ZM193 151V150H192ZM189 152H191V151H189ZM208 152V151H207ZM111 153V152H110ZM163 153V152H162ZM198 153H200V151L198 152ZM198 153H197V155L196 156H199L198 155ZM205 153V152H204ZM28 154V153H27ZM52 154V151H51V153H49V155L47 154V158H46V155H44L45 156V158H46V160L47 161H49L51 164L53 163V162H51L50 160H49V157L50 156H53V155H51ZM54 154H57V153H54ZM59 154H61V153H59ZM173 154H174V152H173ZM24 155V154H23ZM25 155H26V153H25ZM41 155H42V153H41ZM79 155V154H78ZM90 155V154H89ZM178 155V154H177ZM177 155H175V156H177ZM184 155V154H183ZM182 155V156H183ZM207 155H208V153H207ZM24 157V156H20V155H17V157ZM44 156L42 157V156H40V158H43V160H39L38 158V160H39V163L36 165L37 167H38V170L40 169V167H42L43 166V168H42V170L44 169V172H45V170H46V168L45 167H47L46 166V164H44L45 163V159H44ZM54 157V156H53ZM73 157V156H72ZM72 157H70V154H69V158H67V159H69V160H71L70 158H72ZM192 157V156H191ZM235 157V156H234ZM33 158H35V155H34V157ZM32 158V159H33ZM51 158V157H50ZM80 158H78L79 160H80ZM89 158V157H88ZM122 158H124V162H122V161H120V159H122ZM209 158V157H208ZM207 158V159H208ZM21 159V160H20ZM28 159V158H27ZM32 159L30 158V160H31V162H30V160H29V162H30V164L29 165H31L32 163H33V161H32ZM77 159V160H78ZM8 160V158L7 159H5V167L8 165V166H10V167H12L11 166V164L12 163H10V164H7L6 163V161ZM17 160V162L15 163V165H21L20 163H21V161H25L24 159L22 160V158H19V160H20V162L18 161V158L16 159H13V161L12 162H15ZM35 160V159H34ZM78 160V161H79ZM84 160V163H86V161ZM203 160V159H202ZM205 160V159H204ZM239 160V159H238ZM36 161V160H35ZM35 161H34V163H35ZM41 161H43L42 162V164L40 163ZM78 161L76 162V164L78 163ZM120 161V162H119ZM1 162H2V160L0 161V165H2L1 164ZM28 162V163H29ZM62 162H64V160H62ZM65 162H69V161H65ZM156 162H159L158 164H156ZM160 162L161 163H163V167L162 168H160L158 165L160 164ZM204 162V161H203ZM18 163V164H17ZM25 163H26V161H25ZM28 163H27V166H26V170L29 168V165H28ZM47 163V162H46ZM86 163V165L84 166V168L86 167H88V164ZM94 163H95V161H94ZM181 163V164H180ZM40 164V165H39ZM45 166H44V165ZM48 164V163H47ZM61 164V163H60ZM60 164H59V167H60ZM64 163H62L61 165H63ZM82 164V163H81ZM128 164V165H127ZM247 164V163H246ZM14 165V166H15ZM39 165V166H38ZM42 165V166H41ZM84 165V164H83ZM144 165H146V167H144ZM162 165V164H161ZM48 166H50V167H52V165H50V164H48ZM74 166V165H73ZM80 166V168H81V165H79ZM4 167V169H1L0 171L3 173H5V172H7V176L9 175H11L10 173H9V170L7 171V169ZM17 166H15V168H16ZM23 167V166H22ZM28 167V168H27ZM34 167V169L35 170H37V167L35 168V166H33ZM55 167V166H54ZM54 167H52V168H54ZM64 167V166H63ZM1 168H2V166H1ZM73 168H76V167H73ZM86 168L84 169V170H86ZM145 168H146V170H145ZM235 168V167H234ZM247 168V167H246ZM33 168H32V172L33 173H31V176L32 175H34L35 173L34 172H38V170L37 171H35ZM49 169V168H48ZM63 169V168H62ZM62 169H56V167H55V170L56 171H61ZM156 169H165V170H163V172L161 171V172H159V173H157L156 172ZM181 169H184V172L183 173H185V175L187 176V174H188V171L190 172V173H192L193 175H192V177L194 178V179H196L197 178V176L199 175V174H203V173H206L204 176L205 177H202V175H199V176H201L200 178H206L204 181H206L207 183H205V182H203L202 180V182L203 183H205V184H208V186H210V187H207L206 186V191H204L202 188H201V186H204L203 184L202 185H200V181H198V179H196L195 181L196 182H194V180H193V178H192V180H191V177L189 176H187L186 178H188V179H185V177H184V180L183 179H180V180H178L179 179V177L178 176H181V175H179L180 174V172L182 173V170ZM185 169H187V170H185ZM245 169V168H244ZM250 169V168H249ZM4 170V171H3ZM21 170H23V168L21 169ZM25 170V171H26ZM41 170V169H40ZM42 170L40 171V172H38V173H41L42 172ZM50 170V169H49ZM54 170V169H53ZM83 170V171H84ZM90 170V169H89ZM92 170V171H93ZM245 170H247V169H245ZM252 170V169H251ZM255 170V169H254ZM15 171H16V169H15ZM51 171V170H50ZM58 171V172H59ZM80 171V170H79ZM79 171H77V172H72V174H71V172H70V174L72 175V177H73V174L74 173H76L77 175H76V177H77V179H76V177H73L72 179H75V181H78V177L79 176H81V174L83 173V172H81V173H79ZM143 171H145L146 172V174L147 175H142V176H144L143 178H139L138 176H140L141 175V173L143 172ZM249 171V173H250V170H248ZM256 171V170H255ZM23 172H24V170H23ZM27 172H29V170L28 171H26L25 173H27ZM55 172V171H54ZM54 172H52L51 171V173H50V175L51 174H53ZM67 172H68V169H67ZM88 172H91V171H88ZM11 173H13V171L11 170ZM21 173H22V171H21ZM20 172H18V173H16L17 175H19V174H21ZM45 173H47V172H45ZM56 173V172H55ZM199 173V174H198ZM41 174H43V173H41ZM48 175H47V177L49 176V173H47ZM68 174H69V172H68ZM80 174V175H79ZM88 174V173H87ZM25 175V174H24ZM23 175V176H24ZM46 175V174H45ZM79 175V176H78ZM197 175V176H196ZM11 176H13V174L11 175ZM14 176H15V174H14ZM31 176L29 177V178H31ZM38 176H40V174H37V176L36 177H38ZM91 176H92V174H91ZM199 176H198V178H199ZM206 176H211V177H213V179L214 180H212V182L209 180V181H207V179H209L210 177H206ZM241 176V175H240ZM245 176H246V174H245ZM25 177H26V175H25ZM40 177H42V175L40 176ZM39 177V178H40ZM45 177V176H44ZM46 177V178H47ZM256 177V176H255ZM258 177H259V175H258ZM0 178H2V177H0ZM39 178L38 179H36V180H39ZM48 178H50V177H48ZM47 178V179H48ZM135 178H137V179H135ZM239 178V177H238ZM248 178V177H247ZM3 180L5 179L4 178V176H3V178H2ZM42 179V178H41ZM80 179V178H79ZM132 179V180H133ZM143 179V180H142ZM258 179V178H257ZM33 180V181H32ZM31 181L34 183V179H32ZM35 180V183L37 184V183H40L39 181L37 182ZM50 180V179H49ZM86 180V179H85ZM89 180H90V178H89ZM134 180L132 181V183L134 182ZM228 180V181H227ZM239 180H241L240 178H239ZM245 180H247V179H245ZM248 180V181H249ZM252 180V181H251ZM1 181V180H0ZM16 181V180H15ZM15 181H13L12 180V182L14 183ZM20 181V180H19ZM48 181V180H47ZM79 181H82V183H83V180L81 179V180H79ZM78 181V182H79ZM87 181V180H86ZM186 181V182H185ZM2 182V181H1ZM24 182V181H23ZM22 182V183H23ZM88 182V181H87ZM86 182V183H87ZM200 182V183H199ZM255 182H256V180H255ZM16 183H18L17 181H16ZM28 183L29 182H26V184L28 185ZM33 183H31V184H33ZM34 183V184H35ZM237 183V182H236ZM2 184V183H1ZM0 184V185H1ZM8 184H10V183H8ZM8 184H6V185H8ZM31 185V186H33V187H31V189L32 188H34V187H36L37 188V186H35V185ZM42 184V183H41ZM48 184V183H47ZM46 184V185H47ZM136 184V185H137ZM243 184H245V185H243ZM253 184H254V182H253ZM30 185V184H29ZM131 185H133V184H131ZM140 185V186H139ZM242 185V186H241ZM4 186V185H3ZM107 186V187H106ZM108 186H110V187H108ZM200 186V187H199ZM11 187V186H10ZM107 189H106V188ZM232 187V189H233V187L234 186H231ZM231 187H230V189H231ZM262 187H264V186H262ZM4 188V187H3ZM7 188V187H6ZM209 188H214L213 189V193H211V191L209 190ZM247 189V193H245V190ZM259 188H260V186H259ZM231 189V190H232ZM243 189V188H242ZM260 189H262V188H260ZM259 189V191H258V193L260 192V191H262V190H260ZM28 190V189H27ZM33 190V189H32ZM34 190H35V188H34ZM110 190V189H109ZM108 190V191H109ZM264 190V189H263ZM41 191V190H40ZM51 191V190H50ZM65 191V190H64ZM145 191H143L144 193V195H145ZM23 191H21V193H22ZM70 192V191H69ZM68 192V193H69ZM98 192H96L95 194H96V196H99L98 194H102V192L101 193H98ZM214 192H215V194H216V196H215V194H214ZM221 192H222V194H221ZM51 193H53L52 191H51ZM98 193V194H97ZM252 193V194H251ZM257 193V194H258ZM39 194V193H38ZM66 194V193H65ZM70 194H72V192H70ZM75 194V193H74ZM104 194V193H103ZM102 194V195H103ZM218 194V195H217ZM22 195V194H21ZM24 195V194H23ZM23 195H22V197H23ZM68 195V194H67ZM176 195H179V197L176 199ZM35 197H36V195H34ZM34 196H32V197H34ZM43 196H44V194H43ZM46 196H47V194H46ZM51 196H53V195H51ZM235 196V195H234ZM242 195H240V197L242 198L243 197ZM25 197H27V196H25ZM38 197V196H37ZM24 198V197H23ZM137 198V197H136ZM140 198H141V196H140ZM21 199V198H20ZM238 199H239V197H238ZM25 200H27V199H25ZM31 200V199H30ZM55 200V199H54ZM148 200H150V198L148 199ZM236 200H237V198H236ZM29 201V200H28ZM122 201V200H121ZM139 201L140 200H136V199H134V205L136 204L135 202H137V203H139ZM143 201V200H142ZM142 201L140 202V204L142 203ZM151 201V200H150ZM150 201H149V203H150ZM248 201V202H247ZM113 202V201H112ZM119 202V201H118ZM126 202V201H125ZM124 202V203H125ZM148 202V201H147ZM146 201H145V203L146 204H148ZM139 204V205H140ZM25 205V204H24ZM144 205V204H143ZM192 205V206H191ZM137 206V205H136ZM151 206V205H150ZM152 206H154V208H155V204H152ZM151 206V207H152ZM159 206V207H158ZM191 206V207H190ZM144 207V206H143ZM148 207H149V205H148ZM178 208L180 211L179 212H181V213H176L175 211L176 210H178V209H175V208ZM186 207H190V208H193L194 209V213L192 214V215H189V216H187L186 218H188V221H189V223L186 225V226H182L183 225V217H185L186 216V214H187V211H186ZM187 208V209H188ZM56 209V208H55ZM242 209V210H241ZM153 210V209H152ZM182 210H183V212H182ZM143 211V210H142ZM150 213V212H149ZM158 213H159V210H158ZM145 216V215H144ZM228 216V217H227ZM121 217V216H120ZM119 217V218H120ZM122 217H125V215H123ZM127 217V216H126ZM253 217V216H252ZM251 217V218H252ZM142 218V217H141ZM212 218H214V219H216V221L217 220H219V221H217L216 223L217 224H219L217 227H216V224H215V228H213L214 226V224H212V222H213V220H212ZM231 218V219H232ZM250 218V217H249ZM127 219V218H126ZM246 220H247V217L245 218ZM244 219V220H245ZM123 220H125V218H123ZM141 220V219H140ZM172 220H173V226L171 227V226H169V223L171 222L172 223ZM237 220V219H236ZM255 220V219H254ZM119 221V220H118ZM117 221V222H118ZM215 221V220H214ZM237 221H240V220H237ZM121 222V221H120ZM125 222V221H124ZM139 222V221H138ZM219 222V223H218ZM224 222H226V221H224ZM245 222V221H244ZM242 223L241 225H243V226H241V225H238V226H240L241 227V229L238 227V231H244V230H242V229H246V230H248L249 228H247L248 227V225L246 224L245 225V223ZM254 222V221H253ZM213 223H215V222H213ZM150 224V223H149ZM175 224V225H174ZM231 224H233V222L231 223ZM127 224H125V227L124 228H127V226H126ZM223 225V224H222ZM222 225H220V226H222ZM226 225H227V223H226ZM226 225H223L224 227L226 226ZM222 226V227H223ZM231 226V225H230ZM244 226H246L245 228H244ZM221 227V228H222ZM235 227V226H234ZM250 227V226H249ZM217 228V229H216ZM236 228V227H235ZM251 228V227H250ZM149 229V228H148ZM232 229H234V228H232ZM231 229V234H232V236H234V233H237L236 232V230H237V228L236 229H234V230H232ZM240 229V230H239ZM142 230V229H141ZM153 229H151V231H152ZM228 230H230V229H228ZM125 232H124V235H126V229L124 230ZM154 231H155V229H154ZM209 232V236L208 237H212V233H213V231H215L214 232V234L216 233L217 234V232H218V234L217 235H214V236H216L215 238H218V239H223V242H224V240H226L227 239V242H224V247H222V245H221V248H218V246H217V244H218V242L217 243H215V239L214 240H212L211 241V243L212 242H214V244H216V245H214L213 246V243H212V249H211V245L210 246H208V244H206V243H208V241L207 240H209L208 238L206 239V243L204 242V244H206L205 246L206 247H204V245L203 244H200V243H202V241L200 242V243H198L197 242V240H193V238L195 237V235H194V233L195 234H199L198 235V237H199V239H200V236L202 235V240L204 239V237H205V235H204V233H206V232ZM212 231V233H210ZM225 231V230H224ZM234 231V232H233ZM240 231V234H238L240 237H243V234L245 233V232H241ZM252 231H253V229H252ZM143 232V231H142ZM150 232V231H149ZM148 232V233H149ZM207 232V233H208ZM222 232H223V230H222ZM248 232H249V230H248ZM248 232L246 231V234L247 235H249L248 234ZM251 232V231H250ZM262 232H264V231H262ZM224 233V232H223ZM252 233V232H251ZM192 234V235H191ZM237 234H235L236 236H238ZM90 235V234H89ZM187 235V236H186ZM220 235V236H219ZM242 235V236H241ZM247 235H244V238L246 237L247 238ZM103 236H104V234H103ZM133 236V235H132ZM190 236V237H189ZM191 236H193V238L191 237ZM204 236V237H203ZM238 236V237H239ZM224 237L226 238V239H224ZM235 237V236H234ZM233 237V238H234ZM237 237V239L236 240H239V243H240V239ZM126 238H128V235L126 236ZM233 238H231V240H233ZM236 238V237H235ZM264 238V237H263ZM119 240V238L118 237H116L115 238V240H116V244H118L119 242H118V240ZM191 239V240H190ZM200 239V240H201ZM211 239H213V238H211ZM256 239V238H255ZM112 240H114V238L112 239ZM114 240V241H115ZM245 240V239H244ZM112 242V244L114 243L115 244V242ZM120 241V240H119ZM134 241V240H133ZM132 241V242H133ZM138 241V240H137ZM191 241V244H189V242ZM195 241L198 243V244H200V245H196L195 244ZM219 241V240H218ZM150 242V241H149ZM220 242V241H219ZM210 243V244H211ZM226 243V244H225ZM229 243V244H230ZM238 243V242H237ZM148 244V243H147ZM221 244V243H220ZM229 244H228V246H229ZM119 245V244H118ZM117 245V246H118ZM160 245V244H159ZM101 246V245H100ZM116 246V245H115ZM149 246H151V244L149 243ZM220 246V245H219ZM241 246H242V244H241ZM103 247H104V245L102 246V248L101 249H103ZM159 247V246H158ZM213 247H215V248H213ZM218 249H217V248ZM252 247V246H251ZM96 248H98V246H96ZM105 248V250L103 249V250H101V252H103V253H105L106 254V250L108 249L106 246L104 247ZM152 248V247H151ZM182 248H184L182 251H183V253L182 254H180L179 255V253H181L182 251H181V249ZM225 248V249H224ZM229 248H230V246H229ZM234 248V247H233ZM253 248V247H252ZM214 249H216V250H214ZM250 248L248 247V250H249ZM97 250V249H96ZM96 250H95V252H96ZM100 250V249H99ZM152 250V249H151ZM212 250H214V251H212ZM238 251V253H235L234 254V251ZM159 251V250H158ZM181 251V252H180ZM236 251V252H237ZM242 251V250H241ZM244 252H245V250H243ZM252 250H249V251H246V253L247 252H251ZM255 251V250H254ZM94 252V253H95ZM100 252V251H99ZM154 253V252H156L154 249H153V251H151V253ZM150 253V254H151ZM245 253V254H246ZM101 254V253H100ZM155 254V253H154ZM164 254V253H163ZM253 254V253H252ZM260 254V253H259ZM153 255V254H152ZM183 255V256H182ZM244 255V254H243ZM255 254H253V256H254ZM85 256V255H84ZM165 256V255H164ZM238 256V255H237ZM248 258H250L249 256H251V254L249 253V255H246ZM245 255H244V257H246ZM252 256V257H253ZM258 256V255H257ZM262 256V255H261ZM170 257V256H169ZM244 257H242L243 258V260H244ZM252 257L250 258V260L252 259ZM166 258H167V256H166ZM234 258H237V257H235L234 256ZM234 258H231V259H234ZM240 257H238L237 259H239ZM247 258V259H248ZM253 258H255L256 259V256H254ZM196 259V258H195ZM263 259V258H262ZM165 260V259H164ZM163 260V257H162V260L161 261H164ZM178 260V261H177ZM240 260H242V259H240ZM249 260V259H248ZM253 261H254V259H252ZM188 261V260H187ZM194 261V260H193ZM192 261V262H193ZM198 261V260H197ZM207 261V260H206ZM208 261H209V259H208ZM245 261V260H244ZM257 261V260H256ZM159 262V261H158ZM191 262V264H193ZM233 262V261H232ZM197 263V262H196ZM195 263V264H196ZM246 263V262H245ZM260 263V262H259ZM133 264V263H132ZM134 264H136V263H134ZM157 264V263H156ZM159 264V263H158ZM172 264V263H171ZM174 264H177V263H174ZM208 264V263H207ZM210 264V263H209ZM231 264V263H230ZM233 264H234V262H233Z\"/></svg>","mask_w":264,"mask_h":264}]
</instances>
